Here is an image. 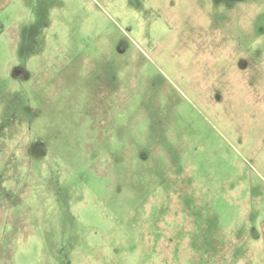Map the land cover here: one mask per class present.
Wrapping results in <instances>:
<instances>
[{
	"label": "rangeland",
	"instance_id": "rangeland-1",
	"mask_svg": "<svg viewBox=\"0 0 264 264\" xmlns=\"http://www.w3.org/2000/svg\"><path fill=\"white\" fill-rule=\"evenodd\" d=\"M0 18V264H264V0Z\"/></svg>",
	"mask_w": 264,
	"mask_h": 264
},
{
	"label": "crops",
	"instance_id": "crops-1",
	"mask_svg": "<svg viewBox=\"0 0 264 264\" xmlns=\"http://www.w3.org/2000/svg\"><path fill=\"white\" fill-rule=\"evenodd\" d=\"M253 210L254 209L251 207V210H249V212L252 211L251 214L255 213V212H253ZM257 219L256 220L252 219L250 221L251 226L249 228L250 229L249 231H251V234L252 233L254 234V237L259 238V239L260 238L264 239V216L262 219H259V220H257ZM256 222H257V224H256Z\"/></svg>",
	"mask_w": 264,
	"mask_h": 264
},
{
	"label": "water",
	"instance_id": "water-1",
	"mask_svg": "<svg viewBox=\"0 0 264 264\" xmlns=\"http://www.w3.org/2000/svg\"><path fill=\"white\" fill-rule=\"evenodd\" d=\"M4 29H5L4 22H3V20L0 18V33H2Z\"/></svg>",
	"mask_w": 264,
	"mask_h": 264
}]
</instances>
